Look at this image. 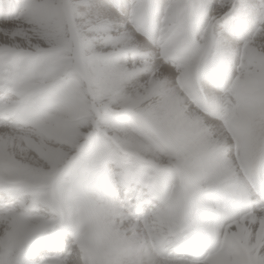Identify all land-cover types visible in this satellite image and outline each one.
<instances>
[{
    "label": "snow or ice",
    "instance_id": "1",
    "mask_svg": "<svg viewBox=\"0 0 264 264\" xmlns=\"http://www.w3.org/2000/svg\"><path fill=\"white\" fill-rule=\"evenodd\" d=\"M0 264H264V0H0Z\"/></svg>",
    "mask_w": 264,
    "mask_h": 264
}]
</instances>
